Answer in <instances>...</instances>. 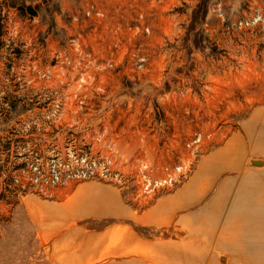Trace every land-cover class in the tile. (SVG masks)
<instances>
[{
  "label": "rangeland",
  "instance_id": "374dc122",
  "mask_svg": "<svg viewBox=\"0 0 264 264\" xmlns=\"http://www.w3.org/2000/svg\"><path fill=\"white\" fill-rule=\"evenodd\" d=\"M74 1L0 0V160L13 132L27 125L34 129L37 119L41 123L37 105L19 99L18 81H31L40 91L32 72L40 68V42L48 49L63 45L60 27ZM145 1L139 0L152 30L148 72L139 83L122 82L114 89L112 102L100 108H107L104 120L74 115L66 104L60 130L42 122L43 136L33 138L39 150L63 149L71 141L77 151L90 146L95 157H110L118 168L122 158L134 156L155 166L173 165L186 156L184 143L196 131L205 135L204 155L224 144L252 107L264 103V28L232 27L254 10L264 16V0ZM98 134L104 138L99 142ZM109 141L111 150L105 146ZM15 170L0 166V183ZM117 190L133 207L136 202ZM160 194L137 202L148 204ZM27 197L41 199L27 195L0 203V264H49V240L28 220Z\"/></svg>",
  "mask_w": 264,
  "mask_h": 264
},
{
  "label": "crops",
  "instance_id": "0c3cea01",
  "mask_svg": "<svg viewBox=\"0 0 264 264\" xmlns=\"http://www.w3.org/2000/svg\"><path fill=\"white\" fill-rule=\"evenodd\" d=\"M132 205L87 181L23 208L49 264H264V103L180 187Z\"/></svg>",
  "mask_w": 264,
  "mask_h": 264
},
{
  "label": "built area",
  "instance_id": "2783aa9c",
  "mask_svg": "<svg viewBox=\"0 0 264 264\" xmlns=\"http://www.w3.org/2000/svg\"><path fill=\"white\" fill-rule=\"evenodd\" d=\"M71 9L60 27L63 45L48 49L46 42H40V68L32 67L40 79V91L32 88L31 81H18L19 99L37 105L41 123L37 119L34 129L27 125L16 130L12 134L15 139L5 145L0 166L16 170L0 183V203L27 195L53 199L55 189L84 181L113 186L135 202L175 189L187 180L203 155L205 135L201 131L184 143L186 156L173 165L155 166L134 156L122 158L118 168L110 157H95L90 146L77 151L71 141L63 149H38L33 138L43 136L42 122L60 130L65 124L62 110L66 104L74 115L86 113L85 118L92 122L104 120L107 108H100L112 102L114 89L122 82L139 83L150 69L152 30L145 24L139 0H78ZM256 26L264 28L259 10L232 23L237 30ZM94 137L98 142L104 139L101 134ZM106 143V149H113L110 141Z\"/></svg>",
  "mask_w": 264,
  "mask_h": 264
}]
</instances>
